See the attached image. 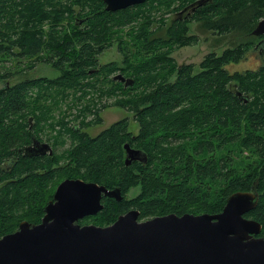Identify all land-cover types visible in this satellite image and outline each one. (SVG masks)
Returning <instances> with one entry per match:
<instances>
[{"label":"trees","instance_id":"16d2710c","mask_svg":"<svg viewBox=\"0 0 264 264\" xmlns=\"http://www.w3.org/2000/svg\"><path fill=\"white\" fill-rule=\"evenodd\" d=\"M62 1L0 0V18H6L7 28L21 26L16 39L0 37V56L34 57L50 49L54 57L46 62L58 72L52 79L15 83L9 78L21 71L0 73V238L13 233L19 220L38 223L52 198L47 182L62 178L119 188L123 199L106 198L98 213L110 224L129 209L139 211L140 221L169 214H217L231 194L249 192L255 186L257 205L244 217L260 224L257 237L264 236V61L256 70H242V65L252 62L247 51L252 53L264 39V35H251L264 16V0H211L196 8L193 14L206 31L223 36V41L243 40L242 46H230L221 55L208 54L197 68L176 64L171 50L159 47L166 41L176 48L197 44V37L188 36L187 27L179 21L167 31L144 26L131 39L132 49H121L127 51L121 62L99 64V56L112 45L113 30L133 20L140 13L138 7L163 0H146L114 12L105 10L103 0L70 1L69 7V0ZM72 4L85 11L83 16H74ZM64 11L75 19L74 32L50 45L39 23ZM55 57L58 60L52 64ZM114 73L132 83L125 87L113 80ZM100 77L111 86L112 94L118 90L123 98L102 104L95 111L97 116L110 106L122 108L132 115L137 130L130 128L127 118L95 137L75 125L70 131L72 146L62 164L53 150L51 155L23 156L19 149L30 144L32 137L39 140L30 122L50 118L48 98L55 103L56 90L82 87L87 79ZM100 123L98 117L93 126ZM124 145L139 151L141 159L127 166ZM235 150L248 151L253 159L250 155L240 156L247 160L238 159ZM134 188L139 193L124 198ZM18 208L27 210L15 217Z\"/></svg>","mask_w":264,"mask_h":264},{"label":"water","instance_id":"95a60500","mask_svg":"<svg viewBox=\"0 0 264 264\" xmlns=\"http://www.w3.org/2000/svg\"><path fill=\"white\" fill-rule=\"evenodd\" d=\"M146 0H103L105 10L118 11ZM197 1L191 7H200ZM264 34V16L251 32ZM113 80L132 83L121 75ZM23 147L27 155H51L47 143L34 140ZM125 164L139 151L124 145ZM25 150V151H24ZM102 196L116 201L120 189H106L81 179H65L56 188L37 225L21 222L18 230L0 238V264H264L261 226L244 215L258 202L256 189L235 192L217 214H169L140 221L139 211L130 210L106 227L79 225L102 208Z\"/></svg>","mask_w":264,"mask_h":264},{"label":"rangeland","instance_id":"374dc122","mask_svg":"<svg viewBox=\"0 0 264 264\" xmlns=\"http://www.w3.org/2000/svg\"><path fill=\"white\" fill-rule=\"evenodd\" d=\"M70 1L73 3L76 0H69V2H67V7L70 6ZM194 1L196 0H163L158 3L155 2L153 6L147 4L145 6L138 7L141 8L140 13H138L133 20L125 23L122 27L115 28L113 30V32H115L111 35L113 38L112 45L99 56V64L104 65L109 62H121L123 59L122 54L127 52H123L121 49H132L133 41L131 39L134 36L139 35V31L144 26L148 25L150 30L164 29L167 31L175 27L177 21L182 24V27H187L188 36L194 35L197 37V44L194 46L191 45L182 48H176V45H170L167 41L161 43L159 47H164L171 50L170 57L173 58L176 64H193L197 68L204 57L212 52L216 53V55H221L222 52L230 46H242V39L234 40L230 38L226 41H223V36L211 31H206L204 27L200 26V22L196 20L195 14L187 18L182 17V19L179 20L177 14L184 7L188 6ZM62 2H64V0ZM71 10H73V14L76 17L83 16V13L85 12H81V8L76 4H72ZM46 11L49 13V9ZM74 22L75 19H71L69 13L64 11L62 12L61 16L52 15L45 18L41 23H39V25L41 27V31H43L46 35L44 40L48 44L52 45V40L57 39V37H62L65 34H72L74 32ZM13 27L14 30H9L7 28L6 18H0V37H2V35H11L10 39H16L17 34H19L21 31V26L16 23L13 24ZM77 29L80 30V27ZM217 40L219 41L218 45L215 44V41ZM14 53H20V51L14 50ZM247 53L248 59H252V62L246 66L242 65V70L245 67L256 70L261 63L258 53H250V51H247ZM53 57L54 55H52L50 49L44 50L38 56L34 57H28L26 55L16 56L2 54L0 56V73H5L9 70H12L13 72L16 70L21 71L19 74H15L9 78L11 83H15L19 80L27 78L35 79L46 77L48 79H52L58 75V72L52 68L50 63H47L46 60ZM57 60L58 57H55L52 64L56 63ZM28 65L34 66L31 70L23 72L22 69ZM236 68L239 67L236 66ZM114 74L117 75L118 73ZM172 79L174 80V78H171V80ZM1 86L2 85L0 84V87ZM84 86L85 88L82 90L81 88ZM82 87L63 88L61 90H56L54 93L56 102H52V97L48 98L50 101L49 105L52 106L50 118H48L45 122H40L39 124H36L34 120H32L31 123L32 133L35 134L37 139L41 140L42 142H46L50 147H52L51 149L54 151L53 153H55L57 157H61L60 164L66 160V151L72 146L70 131H73L72 127L75 125L77 126L75 129L80 128L78 131L86 132L89 136L95 137L111 124L123 118H127L129 120L130 128L133 131L137 130V124L133 121L132 115L122 108L110 106L100 110L98 116L95 113L96 110H99L98 108L102 104H110L115 100L123 98L118 90L112 94L113 92L111 91V86L107 83H104L101 77L97 81L93 79H87L85 82H83ZM48 92L52 93L53 89ZM83 93L87 94L83 96ZM98 117L101 118V123L93 126V123L98 119ZM234 153L238 159L243 160H247L244 159V157L246 158L248 155H250L248 151H242V154H240L238 150H235ZM249 159H253L251 155ZM65 179L68 178H62L61 180L54 183L50 181L47 182L46 190L47 192L52 190L51 197L54 195L57 186ZM253 187L255 186H252V188ZM138 193V188L131 189L129 190L128 194H125L124 198L131 199ZM256 195H259L258 191H256ZM121 198H123V196H121ZM26 210L27 208H24L23 210H21V208L16 209L14 212L15 217H19L20 214ZM130 210L136 209H129L127 212ZM125 213L117 215L115 220ZM43 216L36 224L30 223L26 220H19L17 222L16 228L12 232L18 230L19 224L21 222H27L30 225L39 224ZM151 218L154 217L146 218L145 220H149ZM141 221H144V219ZM84 225H97L106 227L110 225V221L103 220L98 215L88 219L86 222H84ZM263 237L264 236H262V238Z\"/></svg>","mask_w":264,"mask_h":264},{"label":"flooded vegetation","instance_id":"af4514ba","mask_svg":"<svg viewBox=\"0 0 264 264\" xmlns=\"http://www.w3.org/2000/svg\"><path fill=\"white\" fill-rule=\"evenodd\" d=\"M197 1H201V0H196V1H194V2H197ZM192 4H194V3H191V4H189L188 6H186V7H184L177 15H178V17H179V20L180 19H182V17H190V16H192L193 15V13L195 12V10H196V6H194V7H191V5ZM264 35V34H263ZM262 35V36H263ZM261 37V36H260ZM261 41V43L258 45V48L257 49H255V50H253V52L252 53H258V55H259V60H260V62L261 61H264V56L262 55V49H263V47H264V39H262V40H260ZM31 123L32 122H30V127H31ZM34 140H35V138L34 137H32L31 138V142H30V144H28V145H26V146H24V147H31V148H34V149H36V148H41L40 146H39V144H36V146H34V147H32L33 146V144H34ZM40 141V140H39ZM40 142H42V141H40ZM42 143H46V142H42ZM20 150V149H19ZM21 151V150H20ZM25 151V150H24ZM22 154H23V156L24 155H27V154H29V152H27L26 154L22 151L21 152ZM28 156H33V157H37V156H43V155H41V154H38V155H28ZM136 157H137V159H139L140 157H141V155H136ZM125 158H126V155H125ZM125 158H124V162H125ZM133 160H135V159H132L131 160V162L133 161ZM131 162H129L128 164H127V166H129L130 165V163ZM108 190H110V189H108ZM110 199V197H105V196H102V198H101V204L103 205V200H105V199ZM123 199V198H122ZM121 200V199H120ZM119 200V201H120ZM102 209V208H101ZM101 210H99L95 215H88V216H85V217H83L82 219H79L78 221H77V223L79 224V225H81V226H83L84 225V222H86L88 219H90V218H92V217H95V216H98V213L100 212ZM91 226H96V227H101V226H97V225H91ZM103 227H105V226H103Z\"/></svg>","mask_w":264,"mask_h":264}]
</instances>
